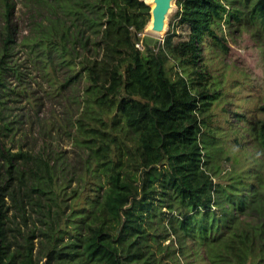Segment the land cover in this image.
Here are the masks:
<instances>
[{"label": "trees", "instance_id": "trees-1", "mask_svg": "<svg viewBox=\"0 0 264 264\" xmlns=\"http://www.w3.org/2000/svg\"><path fill=\"white\" fill-rule=\"evenodd\" d=\"M44 2L21 41L0 12V264H264V102L201 117L226 103L210 58L264 37V0H176L161 42L143 0ZM28 79L79 112L41 119Z\"/></svg>", "mask_w": 264, "mask_h": 264}, {"label": "rangeland", "instance_id": "rangeland-1", "mask_svg": "<svg viewBox=\"0 0 264 264\" xmlns=\"http://www.w3.org/2000/svg\"><path fill=\"white\" fill-rule=\"evenodd\" d=\"M12 6L15 22L19 24V41L29 33L32 27L33 19L41 17L39 12H47V6L44 0H8ZM176 0L174 1V9L170 15L176 10ZM4 9V0H0V12ZM169 15V17H170ZM168 30V28H167ZM167 31L162 34H151L144 30V35L153 37L154 39L163 41ZM228 49L225 51H216L209 60L210 71L215 74L224 83L223 91L226 94L225 104H216L212 111L204 112L201 117L207 122L218 119L220 124L226 126L224 115L230 117L236 112L245 111L249 123L257 122L261 119V104L264 102V37L260 31L250 28L248 30L232 31L228 35ZM19 57L26 58L24 48L18 46ZM30 65V64H29ZM32 67V65H30ZM37 72V71H36ZM64 76L63 73H59ZM32 83V87L37 89L36 100L37 108L40 111V118H48L53 111L60 114L63 119H68V109H73L74 113L79 112L81 108L80 95L78 91L70 87L64 89L62 93L57 94L54 98H49L33 80L28 79ZM44 86H47L44 84ZM225 109L226 112L223 110ZM235 124L239 122L233 121ZM243 124V123H240ZM27 126V125H25ZM71 124L66 126V130L61 128L62 135L61 147L67 150L68 155L74 156V147L67 133L71 130ZM56 132H54L55 135ZM60 133V134H61ZM38 132L36 131V136ZM31 143V139L24 142V146ZM55 143V142H54ZM27 146L24 148L26 149Z\"/></svg>", "mask_w": 264, "mask_h": 264}, {"label": "water", "instance_id": "water-1", "mask_svg": "<svg viewBox=\"0 0 264 264\" xmlns=\"http://www.w3.org/2000/svg\"><path fill=\"white\" fill-rule=\"evenodd\" d=\"M150 6L152 25L150 31L156 34L165 33L169 25V15L174 9L175 0H143ZM151 4L153 6H151ZM149 20V21H150ZM148 33H151L146 29Z\"/></svg>", "mask_w": 264, "mask_h": 264}, {"label": "bare ground", "instance_id": "bare-ground-1", "mask_svg": "<svg viewBox=\"0 0 264 264\" xmlns=\"http://www.w3.org/2000/svg\"><path fill=\"white\" fill-rule=\"evenodd\" d=\"M147 1H148V0H147ZM151 6H153V5L151 4ZM151 25H152V21L150 20L149 23H148V25L146 26V29H147L148 31H150L149 29H150ZM150 32H151V31H150ZM151 34H156V33L151 32ZM160 34H162V33H160Z\"/></svg>", "mask_w": 264, "mask_h": 264}, {"label": "built area", "instance_id": "built-area-1", "mask_svg": "<svg viewBox=\"0 0 264 264\" xmlns=\"http://www.w3.org/2000/svg\"><path fill=\"white\" fill-rule=\"evenodd\" d=\"M142 48V47H141Z\"/></svg>", "mask_w": 264, "mask_h": 264}]
</instances>
